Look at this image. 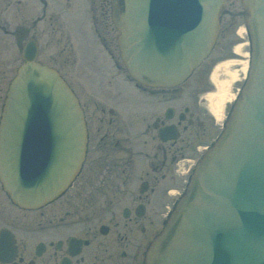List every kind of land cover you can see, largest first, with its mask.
<instances>
[{"label": "water", "instance_id": "obj_1", "mask_svg": "<svg viewBox=\"0 0 264 264\" xmlns=\"http://www.w3.org/2000/svg\"><path fill=\"white\" fill-rule=\"evenodd\" d=\"M226 0H114L121 55L142 84L173 87L207 57ZM251 66L234 111L152 242L145 264H264V0H244ZM12 80L0 124V180L20 207H42L86 151L79 100L35 41Z\"/></svg>", "mask_w": 264, "mask_h": 264}, {"label": "flooded vegetation", "instance_id": "obj_2", "mask_svg": "<svg viewBox=\"0 0 264 264\" xmlns=\"http://www.w3.org/2000/svg\"><path fill=\"white\" fill-rule=\"evenodd\" d=\"M81 1L0 0V116L33 25L65 22L53 14ZM235 2L222 9L224 31L243 12ZM92 3L97 48L89 54L102 58L101 77L75 89L86 117V158L68 189L40 209L19 208L0 181V264H143L220 132L207 98L211 71L195 70L175 88L135 82L119 56L110 0ZM90 67L96 75L98 67Z\"/></svg>", "mask_w": 264, "mask_h": 264}, {"label": "rangeland", "instance_id": "obj_3", "mask_svg": "<svg viewBox=\"0 0 264 264\" xmlns=\"http://www.w3.org/2000/svg\"><path fill=\"white\" fill-rule=\"evenodd\" d=\"M92 5L93 3L88 4V0L87 3L83 2L82 0L81 2H78L77 5L72 7L71 10L53 14L54 18L57 16L61 20H65L63 23L52 24L51 20H53V17L52 19L49 18L52 13L48 12L47 16L49 20L47 17L46 19L50 23L43 25H33L32 29L34 34L33 37H35V39L39 42V59L43 62H48L52 66L59 69L63 76L68 78L73 87L77 89L81 88L80 83H86L87 81L96 80L101 77L100 65L103 63L102 58L100 57L98 60L96 56H92L91 53L89 54L90 50L97 48V42L94 40L96 35L93 32V17L91 13ZM235 5L237 6V9H241V0H236ZM237 20L239 23L238 25L241 27H239V34L233 33L232 36L231 32H225L214 48V52L210 56V59H208L205 63L203 69L206 67L208 68V71H210L215 63H223L222 60L226 56L231 58L238 57L239 59L245 61L246 54L249 50L248 45L245 43L247 39H241L239 37V35L242 36L245 34V29L243 28L244 19L238 18ZM236 37L239 39L235 40L234 38ZM234 42L235 45L237 43L238 45H243L241 48V54L243 56L236 55L232 52V46L234 45ZM237 59L235 60L237 61ZM93 64L94 66L96 65V67H98V72L96 75L93 73V69L90 67V65ZM237 67L239 68L240 66L235 65L234 67H231L230 71H232V73L237 71V77L239 78L242 77V72L241 70H236L238 69ZM206 72L207 71L202 74H205ZM205 75H200L201 79L204 81ZM230 76L231 74L228 72L226 67L219 73L218 78H220L219 80H227ZM241 83L242 82H237L232 85L231 90L233 93L236 91L234 90V87L241 85Z\"/></svg>", "mask_w": 264, "mask_h": 264}, {"label": "bare ground", "instance_id": "obj_4", "mask_svg": "<svg viewBox=\"0 0 264 264\" xmlns=\"http://www.w3.org/2000/svg\"><path fill=\"white\" fill-rule=\"evenodd\" d=\"M243 31V30H242ZM242 46L243 45H237L235 50L237 53H242ZM235 65H241L242 72H245L247 69V61L242 60H229L225 61L223 63L218 64L215 67L214 73L212 74V80L216 83V90L215 92L209 93L207 95L209 105L211 108V111L216 115V117L221 118L223 116V108L224 105L228 100H231L232 94L231 90H229V87L231 86V83L236 81L237 78V71L235 73H232L230 71L231 67H234ZM227 67L228 72L231 74V76L227 80H219L218 75L222 71V69H225Z\"/></svg>", "mask_w": 264, "mask_h": 264}]
</instances>
